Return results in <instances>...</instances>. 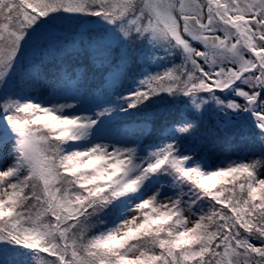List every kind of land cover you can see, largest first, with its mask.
Returning <instances> with one entry per match:
<instances>
[{"label": "snow or ice", "instance_id": "snow-or-ice-1", "mask_svg": "<svg viewBox=\"0 0 264 264\" xmlns=\"http://www.w3.org/2000/svg\"><path fill=\"white\" fill-rule=\"evenodd\" d=\"M0 264H264V0H0Z\"/></svg>", "mask_w": 264, "mask_h": 264}, {"label": "trees", "instance_id": "trees-1", "mask_svg": "<svg viewBox=\"0 0 264 264\" xmlns=\"http://www.w3.org/2000/svg\"><path fill=\"white\" fill-rule=\"evenodd\" d=\"M42 255H44V254H42Z\"/></svg>", "mask_w": 264, "mask_h": 264}]
</instances>
